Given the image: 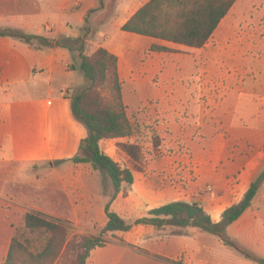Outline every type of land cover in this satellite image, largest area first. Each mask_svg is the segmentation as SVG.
<instances>
[{"label":"crops","instance_id":"crops-1","mask_svg":"<svg viewBox=\"0 0 264 264\" xmlns=\"http://www.w3.org/2000/svg\"><path fill=\"white\" fill-rule=\"evenodd\" d=\"M99 1L0 0V31L56 42L89 28L84 54L105 48L117 56L134 133L100 147L115 162L134 164L154 150V136L165 154L143 172L129 168L134 183L111 211L130 221L184 202L221 223L264 174V0H238L201 48L123 31L150 0H104L101 8ZM87 84L76 47L0 36V188L10 175L24 179L47 167L58 189L92 195L86 181L100 171L73 162L89 131L73 113L72 96ZM124 146L135 147L136 158ZM225 233L264 260V179ZM121 239L94 249L87 264H261L196 227L135 225Z\"/></svg>","mask_w":264,"mask_h":264},{"label":"trees","instance_id":"trees-1","mask_svg":"<svg viewBox=\"0 0 264 264\" xmlns=\"http://www.w3.org/2000/svg\"><path fill=\"white\" fill-rule=\"evenodd\" d=\"M237 1L150 0L131 17L122 30L192 48H201L213 36ZM99 2L101 8L104 0ZM96 10L90 11L89 14ZM90 32V29L86 28L84 35L77 40L64 39L56 42L44 37L27 35L18 30L0 31V36L15 37L26 42L39 40L45 46L57 45L69 49L76 47L80 52L81 70L88 85L72 96V109L75 117L87 127L89 136L81 142L80 152L73 162L91 163L95 170L107 174L112 181L115 190L113 198H115L124 184L133 185L134 173L105 154L100 142L129 137L134 133V127L129 121L123 101V85L117 56L105 48L98 49L92 55L84 54L85 40ZM153 49L170 51L166 47L154 46ZM123 148L136 158L135 147ZM263 179L264 174L251 185L239 204L224 213L223 220L219 224H215L205 210L196 204L170 203L151 210L148 216L133 223H128L116 212L111 211L110 204H107L105 207L107 223L101 235L81 238L78 245L79 253L73 264H86L94 249L109 244L110 242L103 235L128 233L135 225H149L156 228L196 227L220 237L226 245L264 264V260L240 249L225 233L226 228L238 220L252 205ZM24 227L31 235L41 239L40 246L33 245L34 242L24 239L18 232L11 238L3 264H56L74 237L67 222L37 211L26 213ZM121 242L124 241L121 239Z\"/></svg>","mask_w":264,"mask_h":264},{"label":"rangeland","instance_id":"rangeland-1","mask_svg":"<svg viewBox=\"0 0 264 264\" xmlns=\"http://www.w3.org/2000/svg\"><path fill=\"white\" fill-rule=\"evenodd\" d=\"M84 79H86L85 76ZM149 145L154 146V150L148 157L142 156L140 161L134 164L126 158H120L119 164L124 168H133L137 173L143 172L150 165L157 166L160 160L157 138L151 136ZM49 173L50 170L47 167L46 172L40 174L30 169L27 172L28 178L23 179L14 174L4 179L5 184L3 183V187L0 188V264L5 262L11 238L18 232L24 239L34 242L33 245L40 246L41 239L31 235L24 227L25 215L30 211L41 212L67 222L74 237L56 264H73L79 253L78 245L81 238L101 235L107 222L106 205L110 204L111 208L112 203L119 196V200H125L131 187V185L124 184L120 193L113 198L115 190L112 181L107 174L100 171V173L91 175L86 181L92 192V195L88 196L89 191L81 189L74 188L68 191L58 189L56 179ZM109 196L112 198L108 202ZM128 217L132 218L130 221L126 220L128 223L137 220L134 215ZM123 235L124 233L114 235L109 233L103 237L112 242L121 239Z\"/></svg>","mask_w":264,"mask_h":264},{"label":"built area","instance_id":"built-area-1","mask_svg":"<svg viewBox=\"0 0 264 264\" xmlns=\"http://www.w3.org/2000/svg\"><path fill=\"white\" fill-rule=\"evenodd\" d=\"M157 149H158V152H159L160 155H164L165 154V149H164L163 146L160 145V146L157 147ZM189 161H190L189 162V167L191 168V171H193L194 168H195V166L192 163V160L191 159Z\"/></svg>","mask_w":264,"mask_h":264}]
</instances>
